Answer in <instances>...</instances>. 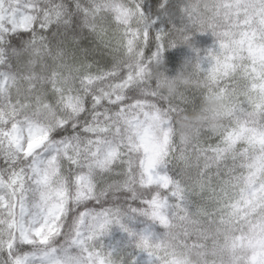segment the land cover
I'll return each mask as SVG.
<instances>
[{
    "label": "clouds",
    "instance_id": "clouds-1",
    "mask_svg": "<svg viewBox=\"0 0 264 264\" xmlns=\"http://www.w3.org/2000/svg\"><path fill=\"white\" fill-rule=\"evenodd\" d=\"M0 264H264V0H0Z\"/></svg>",
    "mask_w": 264,
    "mask_h": 264
}]
</instances>
